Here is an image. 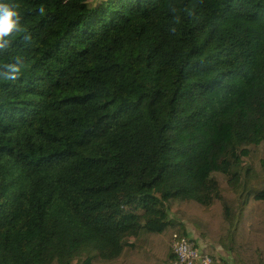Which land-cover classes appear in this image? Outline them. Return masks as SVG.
Here are the masks:
<instances>
[{
	"label": "trees",
	"instance_id": "obj_1",
	"mask_svg": "<svg viewBox=\"0 0 264 264\" xmlns=\"http://www.w3.org/2000/svg\"><path fill=\"white\" fill-rule=\"evenodd\" d=\"M12 2L0 264H172L184 222L264 264V0Z\"/></svg>",
	"mask_w": 264,
	"mask_h": 264
},
{
	"label": "clouds",
	"instance_id": "obj_2",
	"mask_svg": "<svg viewBox=\"0 0 264 264\" xmlns=\"http://www.w3.org/2000/svg\"><path fill=\"white\" fill-rule=\"evenodd\" d=\"M19 8L20 5L12 0H0V53L6 52L17 38L24 42L31 39V34L21 24ZM38 11L44 14L45 8L41 6ZM188 15L195 17L194 7L189 10ZM24 67L25 60L20 56L15 57L10 63L0 65V80H18Z\"/></svg>",
	"mask_w": 264,
	"mask_h": 264
},
{
	"label": "built area",
	"instance_id": "obj_3",
	"mask_svg": "<svg viewBox=\"0 0 264 264\" xmlns=\"http://www.w3.org/2000/svg\"><path fill=\"white\" fill-rule=\"evenodd\" d=\"M170 248L174 256L172 264H212L210 254L197 249L190 237L174 236Z\"/></svg>",
	"mask_w": 264,
	"mask_h": 264
},
{
	"label": "crops",
	"instance_id": "obj_4",
	"mask_svg": "<svg viewBox=\"0 0 264 264\" xmlns=\"http://www.w3.org/2000/svg\"><path fill=\"white\" fill-rule=\"evenodd\" d=\"M188 231H190L189 228H187ZM191 235H193V238L195 240V243L197 245V247L202 250L203 252L206 253H210V255H212V257H221L223 259H225V261L228 264H231V258L229 256V254L227 252H225L223 249H221L219 246L211 244L207 241L202 240L198 234H196L195 232H193L192 230L190 231Z\"/></svg>",
	"mask_w": 264,
	"mask_h": 264
},
{
	"label": "rangeland",
	"instance_id": "obj_5",
	"mask_svg": "<svg viewBox=\"0 0 264 264\" xmlns=\"http://www.w3.org/2000/svg\"><path fill=\"white\" fill-rule=\"evenodd\" d=\"M177 203H178V201H172V200H169L168 202H167V207H168V214H169V216L170 217H172V218H174L176 221H182V219L181 218H179V217H177V216H175L174 214H173V208L177 205ZM185 224H186V227L187 228H189L190 229V231L192 230L193 232H195L196 234H198L197 232H196V230L192 227V226H190L187 222H184ZM188 231V230H187ZM190 231H188V237H190V238H192L193 240H194V238H193V235H191V232ZM195 241V240H194ZM208 254H210V253H208ZM211 257H212V255H210ZM230 256V258H231V264H235V259H233L234 257H232L231 255H229ZM80 261V259L78 258L76 261H75V263H77V262H79ZM212 264H213V261H212Z\"/></svg>",
	"mask_w": 264,
	"mask_h": 264
}]
</instances>
